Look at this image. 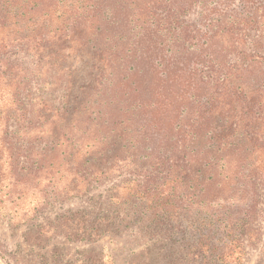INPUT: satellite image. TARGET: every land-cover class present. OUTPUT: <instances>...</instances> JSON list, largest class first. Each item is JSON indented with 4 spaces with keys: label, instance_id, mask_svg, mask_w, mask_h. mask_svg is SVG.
I'll use <instances>...</instances> for the list:
<instances>
[{
    "label": "trees",
    "instance_id": "1",
    "mask_svg": "<svg viewBox=\"0 0 264 264\" xmlns=\"http://www.w3.org/2000/svg\"><path fill=\"white\" fill-rule=\"evenodd\" d=\"M196 1L197 62L170 61L161 39ZM189 91L197 102L180 118ZM141 137L175 141L185 184L226 185L236 170L257 186L264 0H0V211L34 197L28 208L37 214L49 186L55 198L85 195L92 181L113 173L120 143L132 148ZM119 187L113 182L107 196L137 213L124 214L135 218L131 229L164 225L161 195L138 186L120 194ZM93 212L32 223L29 235L40 242L73 222L80 238L109 232L112 223L102 221L109 218Z\"/></svg>",
    "mask_w": 264,
    "mask_h": 264
},
{
    "label": "rangeland",
    "instance_id": "2",
    "mask_svg": "<svg viewBox=\"0 0 264 264\" xmlns=\"http://www.w3.org/2000/svg\"><path fill=\"white\" fill-rule=\"evenodd\" d=\"M178 24L173 25L172 35L161 39L165 53L170 61L197 62V1ZM42 86L43 90L49 88ZM53 88L57 90L53 96L57 103L62 88L58 78ZM186 98L180 118L191 103L197 102V91H189ZM138 140L132 148L129 143H120L113 173L107 180L92 181L85 195L55 198V187L49 186L41 202L43 209L35 215L28 208L36 203L34 197L27 198L20 208L2 209L0 264H264V155L259 156L257 174L261 181L257 186L252 179H245L246 172L232 170L226 185L202 187L182 180L179 171L185 170L184 156L175 141L161 137ZM140 151L148 155L144 165L137 161ZM113 182L120 186L115 189L120 194L138 186L161 195L167 216L164 225H152L151 231L131 229L135 218L129 221L124 214L131 218L137 213L123 201H109L107 189ZM16 198L15 194L14 201L21 203V198ZM81 210L95 211L93 218H109L102 221L112 223L113 228L99 237L80 238L72 231L80 224L73 222L69 229H56L40 242L29 235L32 223L35 228L46 221L58 225ZM11 219L18 221L12 223ZM121 223H129L130 228L119 229Z\"/></svg>",
    "mask_w": 264,
    "mask_h": 264
}]
</instances>
